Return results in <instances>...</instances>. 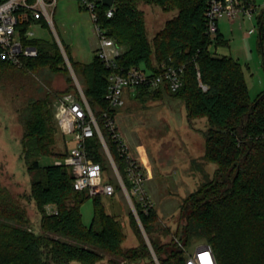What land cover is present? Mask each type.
Returning a JSON list of instances; mask_svg holds the SVG:
<instances>
[{
    "label": "trees",
    "instance_id": "trees-1",
    "mask_svg": "<svg viewBox=\"0 0 264 264\" xmlns=\"http://www.w3.org/2000/svg\"><path fill=\"white\" fill-rule=\"evenodd\" d=\"M207 1L114 0L111 17L106 15L107 5L99 7L101 27L123 47L118 59L120 65L138 66L152 72H158L161 63L183 66L182 84L177 91L167 86H139L135 90L136 98L167 93L183 101L189 119L204 116L208 122L202 133L203 157L215 163V170L211 178L183 198L180 219L171 240H156L155 233L159 231L155 207L148 212L142 211L139 205L136 208L160 264H185L186 246L193 236L203 237L211 245L218 264H264V90L252 100L243 64L231 55L211 53L205 20ZM140 3L159 5L165 11L176 10L177 14L150 40ZM31 21L21 23L22 34ZM38 21L49 26L43 18ZM259 22L264 67V20ZM24 42L36 46L37 56L23 58L21 66L0 57V67L13 65L35 70L49 67L56 71L64 64L56 40L35 37ZM215 44H228L219 30ZM68 46L65 44L73 68L79 69L84 77L83 92L124 175L128 160L121 155L102 117L103 111H108L112 118L118 112L109 106L106 98L112 70L96 54L90 62L74 60ZM70 91L78 92V89L73 86L58 96ZM47 116L42 108L36 109L22 140L25 161L32 159L30 168L38 170L31 182V199L40 214L39 228L30 225L25 206L0 181V264H71L73 261L100 264L105 254L110 255L109 264H155L140 230H137L139 243L123 247L125 234L119 221L106 212L102 195L90 196L85 190L75 189L69 166L40 163L39 157L52 152L53 134ZM85 146L89 158L108 170L98 135L88 139ZM68 152L67 146L60 157ZM115 185L121 191L117 182ZM88 197L93 198L94 213L91 223L85 225L80 208ZM46 205L53 206L57 213H47ZM54 234L71 236L77 242L63 241Z\"/></svg>",
    "mask_w": 264,
    "mask_h": 264
},
{
    "label": "rangeland",
    "instance_id": "rangeland-1",
    "mask_svg": "<svg viewBox=\"0 0 264 264\" xmlns=\"http://www.w3.org/2000/svg\"><path fill=\"white\" fill-rule=\"evenodd\" d=\"M256 3L262 4L263 0H256ZM80 5L79 0H57L49 26H42L41 22L35 20L29 24L28 28L35 32L36 38L56 40L64 58V64H60L56 71L49 67L36 70L13 65L0 67V181L25 206L30 225L37 229L40 214L31 199V182L38 170L30 168L32 159L25 161L22 140L36 109L42 108L49 115L47 124L53 134V143L51 154L39 157L40 163L48 164L62 159L60 156H63L67 146L71 148L74 145L71 136L66 135L65 129L57 121L56 105L59 93L73 86L77 89L80 86L82 90L86 86L81 71L73 68L65 44L69 45L74 60L90 62L95 54L93 47L97 37L93 22L89 11ZM139 8L144 11L150 40L168 19L177 14L176 10L165 11L155 4L140 3ZM258 12H254L251 19L240 17L231 22L222 18L218 21L228 41L227 45L220 46L243 64L252 100L264 90L263 58L256 25ZM250 29L255 31L249 32ZM124 97L125 104L118 108L116 124L131 154L138 159L147 176L146 188L157 211L159 232L155 233L156 240L168 242L180 219L183 198L211 178L215 170V163L203 157L202 133L207 128V117L189 119L183 101L167 93L136 98V91L128 90ZM103 151L102 158L108 166L105 175L116 180L104 147ZM101 200L106 212L119 221L125 234L123 247L137 245V230H140L153 257L157 258V261L154 258L155 264H160L149 235L143 232L144 226L131 209L123 191L117 189L112 195H102ZM80 210L82 222L89 225L94 213L93 198H86ZM45 211L50 213L48 205ZM54 235L63 241L77 242L71 236ZM202 242H205L203 237L193 236L186 250L191 251ZM109 257L105 254L100 264H109ZM71 264L82 263L73 261Z\"/></svg>",
    "mask_w": 264,
    "mask_h": 264
},
{
    "label": "built area",
    "instance_id": "built-area-1",
    "mask_svg": "<svg viewBox=\"0 0 264 264\" xmlns=\"http://www.w3.org/2000/svg\"><path fill=\"white\" fill-rule=\"evenodd\" d=\"M56 1H0L1 58L21 66L23 58L37 56L36 46L24 42V39L35 38V32L27 28L22 34L21 23L29 19L38 21L43 18L48 24H51ZM79 2L84 9L89 11L93 22L94 33L97 37L95 54L107 68L112 70L108 76L109 85L106 93L111 108L118 109L123 106L125 92L136 90L139 86L147 88L167 86L173 92L181 87L183 66L176 67L161 63L159 71L152 72L138 66L120 65L118 59L123 53V47L118 45L113 38L107 36L99 23V7L103 4L102 0H79ZM254 12H258L257 23L260 24L259 21L264 20V0L262 4H257L256 0H208L205 11L206 27L211 41L208 48L215 51L216 35L219 30L218 21L221 18H226L231 22L240 17L251 19ZM113 13L114 3L106 9L108 17H111ZM56 106L57 121L65 129L66 135L71 136L74 145L69 148L65 157L55 163L65 164L71 168L74 175V188L85 190L90 196L112 195L117 190L115 183L106 177L102 164L88 156L86 142L94 135H98L111 160L116 181L136 216H139L136 205H139L144 212H148L151 207H154L146 188L147 176L138 159L131 154L128 143L121 136L116 124V117L112 118L108 111L102 112L106 128L117 142L121 155H124L128 160L124 175L119 171L111 155L94 111L82 88L78 86V92L70 91L60 95L57 98ZM48 206L50 213H57V210L51 205ZM176 240L184 248L183 244L178 239ZM185 251V264H218L213 249L207 242L198 243L193 250Z\"/></svg>",
    "mask_w": 264,
    "mask_h": 264
},
{
    "label": "crops",
    "instance_id": "crops-1",
    "mask_svg": "<svg viewBox=\"0 0 264 264\" xmlns=\"http://www.w3.org/2000/svg\"><path fill=\"white\" fill-rule=\"evenodd\" d=\"M222 19V18H221ZM242 19H244L243 17H242ZM258 22V21H257ZM257 25V29L259 30V24L257 23L256 24ZM219 31L221 32V30H220V27H219ZM255 31V29H250L249 30V32H254ZM222 33V32H221ZM223 34V33H222ZM224 36V35H223ZM96 45H97V43H96ZM96 45L93 47V51H94V49H95V47H96ZM95 52V51H94ZM215 52L216 53H218V54H224V55H228L227 54V50L225 49V48H222L220 45H216V47H215ZM218 54H215V55H218ZM218 56H220V55H218ZM133 155V154H132ZM133 157H135L134 155H133ZM136 158V157H135ZM137 159V158H136ZM53 207V206H52ZM54 208V207H53Z\"/></svg>",
    "mask_w": 264,
    "mask_h": 264
},
{
    "label": "water",
    "instance_id": "water-1",
    "mask_svg": "<svg viewBox=\"0 0 264 264\" xmlns=\"http://www.w3.org/2000/svg\"><path fill=\"white\" fill-rule=\"evenodd\" d=\"M102 2H103V4H105V5H112L113 3H114V0H102ZM60 46H61V44H60ZM62 48V47H61ZM63 50V49H62ZM70 65V64H69ZM81 88V87H80ZM138 219H139V221H140V218H139V216H136ZM141 222V221H140ZM143 232L145 233V230H143ZM146 234V233H145ZM155 258V260L157 261V258L156 257H154Z\"/></svg>",
    "mask_w": 264,
    "mask_h": 264
}]
</instances>
